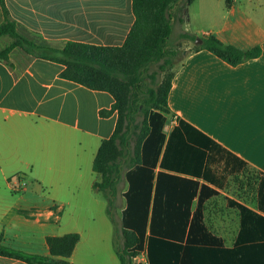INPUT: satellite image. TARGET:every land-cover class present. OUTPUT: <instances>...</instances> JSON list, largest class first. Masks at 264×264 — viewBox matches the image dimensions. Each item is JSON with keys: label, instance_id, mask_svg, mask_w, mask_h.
<instances>
[{"label": "crops", "instance_id": "0c3cea01", "mask_svg": "<svg viewBox=\"0 0 264 264\" xmlns=\"http://www.w3.org/2000/svg\"><path fill=\"white\" fill-rule=\"evenodd\" d=\"M3 1L21 33L37 34L58 48L68 42L122 46L135 23L133 0ZM187 8L192 9L197 32L192 34H212L243 51L262 50L260 57L233 67L207 50L196 51L187 40L168 96L172 114L165 132L169 135L182 120L208 137L216 159L209 163V171L224 183L221 187L199 179L219 193L206 201L204 221L222 244H193L207 249L205 257L175 258L174 263L238 264L226 252L235 247L241 230L240 212L229 200L264 216L258 209L257 189L251 203L228 191L236 178L251 173L257 180L264 175V0H195ZM4 22L0 4V25ZM12 42L9 36L0 37V52ZM63 70L62 64L36 58L21 48H15L8 59L0 58V234L5 246L15 250L21 251L19 240L32 248L37 242L47 245L49 236L66 235L54 231L65 213L76 218L85 209V201H100L101 191L94 189L100 177L93 164L102 142L113 136L118 123L117 111L106 117L100 113L112 110L115 99L108 92L61 78ZM226 162L232 175L223 171ZM16 176L29 180L35 190L8 192ZM125 184L113 205L121 201V228L126 180ZM107 205L109 214V201ZM75 226V232L81 231L77 222ZM38 228L46 232L41 238L35 237ZM50 230L53 233H47ZM24 232L29 236H23ZM40 256L50 257L49 249ZM0 264L27 263L0 256ZM142 264H149L147 256Z\"/></svg>", "mask_w": 264, "mask_h": 264}, {"label": "trees", "instance_id": "16d2710c", "mask_svg": "<svg viewBox=\"0 0 264 264\" xmlns=\"http://www.w3.org/2000/svg\"><path fill=\"white\" fill-rule=\"evenodd\" d=\"M194 1L185 0L184 9ZM177 2L133 0L135 23L122 46L68 42L58 48L37 34L21 33L11 20L5 2L0 0L5 17L0 25V37L13 39L0 52V58L8 59L15 48H21L36 58L62 64L61 78L114 97L113 109L100 113L106 117L117 111L118 123L113 136L102 142L95 157L93 170L100 180L94 183V189L104 192L112 207L121 181L126 180L128 189L123 194L126 207L122 212L125 255L132 260L146 253L149 264H177L175 258L205 257L207 249H198L193 244H222V239L213 235L204 221L206 201L219 193L199 182L204 179L224 187L223 181H217L213 171H209V163L216 161L210 153L212 141L182 120L169 135L165 132L168 116L172 114L168 96L174 72L156 89L148 91L149 111L136 146L134 163L125 172L120 165L130 149L128 134L134 90L143 70L164 57V47L173 30L170 10ZM182 37L193 42L197 39L188 33ZM201 39L203 43L195 47L196 51L207 50L233 67L262 54L260 47L243 51L226 45L212 34ZM228 165L226 162L223 171L232 175L234 171L228 170ZM256 185L258 209L264 213V175L257 178ZM195 199L198 201L193 211ZM229 204L240 212L241 230L235 247L226 252L238 264L242 261V264H264V216L236 201L229 200ZM80 240L79 233L49 236L50 257H44L5 246V237L0 234V256L27 264H71L68 260Z\"/></svg>", "mask_w": 264, "mask_h": 264}, {"label": "rangeland", "instance_id": "374dc122", "mask_svg": "<svg viewBox=\"0 0 264 264\" xmlns=\"http://www.w3.org/2000/svg\"><path fill=\"white\" fill-rule=\"evenodd\" d=\"M184 5L185 0H178V2L172 6L170 14L173 30L171 37L164 47V57L161 61L150 64L143 70L140 82L134 90L135 96H133L128 134L130 149L129 152L125 154L120 164L123 172H125L130 165H133L135 160L136 146L142 134L146 113L149 111V106L146 102L148 91L156 89L165 78L173 73L176 66L181 63L184 58V51L188 48V42L186 39H183V34L188 33L194 35L192 33H197L193 31L194 22L191 18L192 9L190 11H188L189 8L185 9L187 10L185 14V12H183ZM196 37L202 38L201 36ZM192 43L194 45H192L193 48H195V42L192 41ZM166 129L169 130V127ZM15 178L16 179L10 181V189H8V192L11 194H22L26 189H30V191L35 190L31 187V182L29 180L21 179L19 176ZM125 186L126 184L123 178L119 185V192H122ZM228 191L237 198H242L244 201H249V203H251L255 198V176L250 173L244 178H236L233 182V187L228 188ZM98 198L100 200L99 202L91 199L85 201V209L80 211L76 218H73L70 213L68 214L66 212L64 217L61 218V224L54 225V231L59 234H67L70 231L74 233L76 222L79 226L77 229L81 230L76 231L82 234V239L69 261L72 264H123L122 261H124L125 258V264L144 263L146 261V256L143 254H140L137 258L132 260L125 255V239L121 228V214L119 211L121 201L119 200L115 203V206H112L108 214V198L105 193L101 192L100 195L98 194ZM57 219V217L53 218V220ZM29 224L34 226V218ZM59 225H61V228L58 229ZM48 229L50 228L48 227ZM36 230L34 229L33 231ZM45 233L43 229L38 228L35 237L41 238ZM47 233L53 232L50 230L47 231ZM23 236H29V233L24 232ZM19 242L20 244L17 245H19L20 250L25 253L44 255L48 252L45 242L33 243L32 248L25 244V240H19Z\"/></svg>", "mask_w": 264, "mask_h": 264}, {"label": "water", "instance_id": "95a60500", "mask_svg": "<svg viewBox=\"0 0 264 264\" xmlns=\"http://www.w3.org/2000/svg\"><path fill=\"white\" fill-rule=\"evenodd\" d=\"M184 12H185V14H186L187 10H185ZM202 43H203V41H202L201 38H197L196 41H195V45H196V46H200V45H202Z\"/></svg>", "mask_w": 264, "mask_h": 264}]
</instances>
